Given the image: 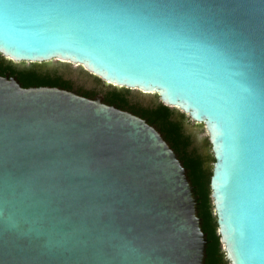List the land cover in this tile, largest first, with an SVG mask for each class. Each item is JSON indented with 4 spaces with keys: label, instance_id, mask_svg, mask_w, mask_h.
Wrapping results in <instances>:
<instances>
[{
    "label": "water",
    "instance_id": "95a60500",
    "mask_svg": "<svg viewBox=\"0 0 264 264\" xmlns=\"http://www.w3.org/2000/svg\"><path fill=\"white\" fill-rule=\"evenodd\" d=\"M109 2L0 0V57L75 65L188 115L210 142L227 260L264 264V0L94 12ZM197 206L178 153L144 118L0 75V264H205Z\"/></svg>",
    "mask_w": 264,
    "mask_h": 264
},
{
    "label": "trees",
    "instance_id": "16d2710c",
    "mask_svg": "<svg viewBox=\"0 0 264 264\" xmlns=\"http://www.w3.org/2000/svg\"><path fill=\"white\" fill-rule=\"evenodd\" d=\"M9 73L16 76L22 86H57L70 89L67 80L58 75L40 74L31 69H19L16 66L5 62L0 57V75ZM105 98H121L119 91L113 89L108 91ZM139 114L148 119L149 123L155 125L165 139L171 144L179 154L184 167L187 169L188 177L191 180L198 202V215L202 220L203 231L207 234V248L205 264H221L223 253L220 247V237L217 233L216 218L212 212L210 197V176L208 172L204 174L199 157L190 150V139L182 131L181 124L171 117L172 110L160 104L152 109H141Z\"/></svg>",
    "mask_w": 264,
    "mask_h": 264
},
{
    "label": "flooded vegetation",
    "instance_id": "af4514ba",
    "mask_svg": "<svg viewBox=\"0 0 264 264\" xmlns=\"http://www.w3.org/2000/svg\"><path fill=\"white\" fill-rule=\"evenodd\" d=\"M16 67L19 68V69L35 70L36 72H38L40 74H44V75L49 74V75L61 76L63 79L68 81V83L70 84V89L71 90L76 91V92H78L80 94H83L85 96H88V97H93L94 99H99L100 98L106 104L118 107V108L126 110V111H130V112H132V113H134V114H136V115H138L140 117H142L139 114L141 109H152V108H155L158 105L162 104L158 100V98H157L158 103L154 102L153 100H150V99H152L151 95H153V94L145 95V94H140L139 93L141 96L144 97V99H141L139 97L136 98L135 96H133L131 90H129V89H127L126 91L125 90H117V91H119V97H121V98H115L116 100H114L112 98H105L104 95L108 91H110L108 88H106L104 92H97V89L94 88V87L92 88V87H87V86H75L74 82L72 80H70L69 77L64 76V74H60L58 72V70H56V69H55L54 72H51L49 69L44 70L43 67L41 69H38L37 67H18V66H16ZM7 74H9V73H7ZM136 94H137V92H136ZM171 117H172L173 120H176V121H178L181 124L183 133L185 135H187L188 138L190 139V147H191V145H192V140H191L192 139V135L187 133L186 130H184L183 121L181 119H179V118H173V111H172ZM186 117L189 118L188 115ZM144 119L148 121V119H146V118H144ZM150 124H152V123H150ZM162 135L164 136L163 133H162ZM164 138H165V136H164ZM190 150L193 151L199 157V159L201 161L200 162L201 168H202L204 174H207V168L205 167V162H204L202 154L197 149H194V148L191 149L190 148ZM220 247H221V243H220ZM221 251H222V249H221ZM222 253H223V258L221 259V264H230L229 261L227 260L226 256H225V253L223 251H222Z\"/></svg>",
    "mask_w": 264,
    "mask_h": 264
},
{
    "label": "rangeland",
    "instance_id": "374dc122",
    "mask_svg": "<svg viewBox=\"0 0 264 264\" xmlns=\"http://www.w3.org/2000/svg\"><path fill=\"white\" fill-rule=\"evenodd\" d=\"M61 63H59L60 65ZM34 67L36 66L38 69H41L43 64H32V63H28L26 65H24L23 67ZM61 68L60 71H58L60 74H64V76L69 77L70 80H72L74 82L75 86H87V87H94L97 89V92H104L106 88H108L109 90L115 89V87L111 86L110 84L102 81L100 78L96 77L95 75L89 74L87 71L83 70L80 67H76L75 65H64V66H59ZM46 70V69H44ZM51 72H54L55 69H51ZM119 90H127L125 88H120ZM133 96H135L136 98H138V95L141 97L140 94H152V93H144L145 91H135V90H131ZM136 92L138 93V95L136 94ZM140 93V94H139ZM152 99L154 102H157V96L156 95H151ZM143 97V96H142ZM171 110L173 111V118H179L183 121V123H185L187 119V115H185L184 113H182L180 110L175 109V108H171ZM188 124H192V121L187 122ZM184 130L188 131L187 133L192 135V145H191V149H197L203 156L204 162H205V167L207 168V172L210 175L212 173V164L214 161V157L210 148V142L208 140V136L206 133H204V131L201 130V132L199 134H201V137L198 138L197 135L193 134L192 132H190L188 130V127H184ZM222 251L224 252L223 247L221 248Z\"/></svg>",
    "mask_w": 264,
    "mask_h": 264
},
{
    "label": "snow or ice",
    "instance_id": "6c2138e0",
    "mask_svg": "<svg viewBox=\"0 0 264 264\" xmlns=\"http://www.w3.org/2000/svg\"><path fill=\"white\" fill-rule=\"evenodd\" d=\"M158 3V0H110L109 3L94 8L97 15L108 12L113 18L126 14L134 8L149 6Z\"/></svg>",
    "mask_w": 264,
    "mask_h": 264
},
{
    "label": "bare ground",
    "instance_id": "6f19581e",
    "mask_svg": "<svg viewBox=\"0 0 264 264\" xmlns=\"http://www.w3.org/2000/svg\"><path fill=\"white\" fill-rule=\"evenodd\" d=\"M54 64H56V65H58V66H61L62 64H60L59 65V63H57V62H54ZM64 65H67V64H63L62 66H64ZM60 68V67H59ZM60 70H61V68H60ZM141 91V90H140ZM146 92V91H145ZM138 94V93H137ZM155 95V94H154ZM142 97V96H141ZM144 98V97H143Z\"/></svg>",
    "mask_w": 264,
    "mask_h": 264
}]
</instances>
